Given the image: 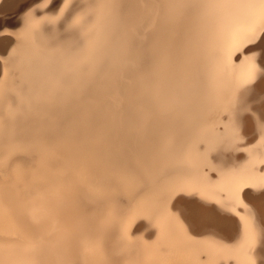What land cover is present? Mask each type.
Wrapping results in <instances>:
<instances>
[{
	"label": "bare ground",
	"instance_id": "1",
	"mask_svg": "<svg viewBox=\"0 0 264 264\" xmlns=\"http://www.w3.org/2000/svg\"><path fill=\"white\" fill-rule=\"evenodd\" d=\"M260 9L258 0H65L49 28L0 20V264H257L197 239L173 212L186 203L196 233L228 236L220 214L178 197L242 199L258 185L212 179L214 128L233 91L208 92L202 79L232 25ZM233 67L224 76L234 88ZM261 81L239 95L230 135L264 141L252 105ZM263 200L253 207L264 227Z\"/></svg>",
	"mask_w": 264,
	"mask_h": 264
},
{
	"label": "rangeland",
	"instance_id": "2",
	"mask_svg": "<svg viewBox=\"0 0 264 264\" xmlns=\"http://www.w3.org/2000/svg\"><path fill=\"white\" fill-rule=\"evenodd\" d=\"M3 3H8V6L4 9L5 13L0 14V20L11 21L14 24L12 29L20 30L22 24L30 20L43 22L47 28L54 25L59 21L65 0H1V4ZM259 11L255 15L253 14L254 16L250 15L232 25L224 45L225 49L222 46L217 55L208 58L206 72L209 77L202 79V85L208 92L223 89V87L228 88V86L230 93L231 89L233 91L228 100V108L218 115L214 128L215 150L210 154L212 179L218 180L222 175L238 174L256 179L258 185L246 186L242 193L244 194L242 199L228 198L224 193L210 200L182 195L194 198H184L185 201H193L199 206L210 208L227 220L229 224H223V226L228 227L227 229L231 232L229 235L232 238H228L229 235H217L218 231L214 228H207L204 232L196 233L190 227L182 208L186 206V203L175 209L173 213L178 216L187 230L195 234L197 239L209 241L222 249H228L233 254L252 257L257 264H264V227L258 222L253 207V202L258 198H263L264 195V148H261V142L264 141L260 142L253 131L250 132V135L243 137L232 136L229 133V121L237 107L241 92L261 79V82H264V30H262L264 29V12L261 9ZM245 23L248 25L243 27ZM253 31L258 39L245 46V41ZM233 66L240 73L242 72L240 83L234 88L229 85L224 76L226 70ZM236 69L234 68L235 71ZM249 75H252L253 81L248 84L243 83ZM252 105L264 118V83L256 89ZM249 115L248 113L247 116ZM230 151H234L232 160L227 161L219 158L222 155L228 156ZM207 173L209 174V171ZM185 208L188 209V207ZM232 220L239 222L240 229L237 233L231 226ZM253 238L255 242H253Z\"/></svg>",
	"mask_w": 264,
	"mask_h": 264
},
{
	"label": "snow or ice",
	"instance_id": "3",
	"mask_svg": "<svg viewBox=\"0 0 264 264\" xmlns=\"http://www.w3.org/2000/svg\"><path fill=\"white\" fill-rule=\"evenodd\" d=\"M177 2L182 3L185 6L196 7L197 5H200V4L207 5V4H210V3L219 2V0H177ZM228 2H239V0H228ZM248 2H256V0H248ZM258 2L261 5L262 12H264V0H258ZM262 30H264V29H262ZM257 39H258V37L255 35V32L253 31V33L245 41V46L247 44L254 43ZM65 71L69 75H74L75 72L77 71V69L75 67H66ZM252 81H253V77H252V75H249L243 81V83L248 84V83H250ZM2 163L3 162L0 161V164H2Z\"/></svg>",
	"mask_w": 264,
	"mask_h": 264
},
{
	"label": "water",
	"instance_id": "4",
	"mask_svg": "<svg viewBox=\"0 0 264 264\" xmlns=\"http://www.w3.org/2000/svg\"><path fill=\"white\" fill-rule=\"evenodd\" d=\"M263 193V192H262ZM178 198H181V199H194V198H188V197H185V196H182V195H180ZM196 200V199H195Z\"/></svg>",
	"mask_w": 264,
	"mask_h": 264
}]
</instances>
